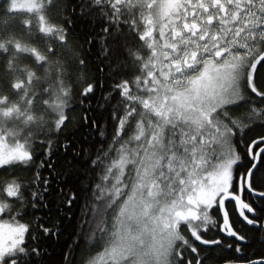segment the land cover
Here are the masks:
<instances>
[{
    "label": "snow or ice",
    "instance_id": "1",
    "mask_svg": "<svg viewBox=\"0 0 264 264\" xmlns=\"http://www.w3.org/2000/svg\"><path fill=\"white\" fill-rule=\"evenodd\" d=\"M0 264H264V0H0Z\"/></svg>",
    "mask_w": 264,
    "mask_h": 264
}]
</instances>
